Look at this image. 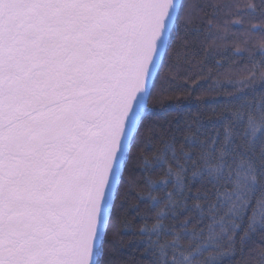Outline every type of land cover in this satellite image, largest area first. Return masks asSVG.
Wrapping results in <instances>:
<instances>
[{
    "label": "snow or ice",
    "instance_id": "obj_1",
    "mask_svg": "<svg viewBox=\"0 0 264 264\" xmlns=\"http://www.w3.org/2000/svg\"><path fill=\"white\" fill-rule=\"evenodd\" d=\"M0 264H264V0H0Z\"/></svg>",
    "mask_w": 264,
    "mask_h": 264
},
{
    "label": "trees",
    "instance_id": "obj_2",
    "mask_svg": "<svg viewBox=\"0 0 264 264\" xmlns=\"http://www.w3.org/2000/svg\"><path fill=\"white\" fill-rule=\"evenodd\" d=\"M192 102H186L185 107L191 106ZM122 256H124L128 261L131 260V249H126L124 253H122Z\"/></svg>",
    "mask_w": 264,
    "mask_h": 264
}]
</instances>
